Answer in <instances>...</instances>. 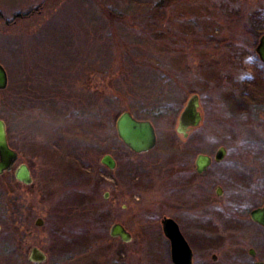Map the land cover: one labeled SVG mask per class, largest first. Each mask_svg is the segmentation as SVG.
Segmentation results:
<instances>
[{
    "label": "rangeland",
    "instance_id": "rangeland-1",
    "mask_svg": "<svg viewBox=\"0 0 264 264\" xmlns=\"http://www.w3.org/2000/svg\"><path fill=\"white\" fill-rule=\"evenodd\" d=\"M159 1L0 0L9 78L0 118L19 154L0 177V264H34L33 246L47 255L40 264H173L158 221L174 205L189 209L179 217L198 255L204 243L211 252L233 247L210 264H253L250 247L264 260V228L249 216L264 203V62L256 52L264 0ZM104 8L123 22L112 24ZM224 28L232 45H202ZM194 93L203 119L184 137L178 120ZM128 108L154 123L151 151H131L112 128ZM220 146L227 152L216 161ZM201 153L213 161L198 173ZM106 154L114 169L102 163ZM22 162L31 184L14 176ZM116 222L134 233L131 242L110 236Z\"/></svg>",
    "mask_w": 264,
    "mask_h": 264
},
{
    "label": "water",
    "instance_id": "water-1",
    "mask_svg": "<svg viewBox=\"0 0 264 264\" xmlns=\"http://www.w3.org/2000/svg\"><path fill=\"white\" fill-rule=\"evenodd\" d=\"M256 52L260 59L264 62V35L261 36L259 45L256 46ZM8 73L3 65L0 63V90L8 86ZM200 97L194 93L188 99L184 109L182 110L177 126V132L187 136L188 131L199 126L203 117L200 111ZM116 132L119 139L130 150L135 153H146L152 150L157 144V134L154 123L150 119H142L136 117L131 111L124 110L116 119ZM227 152L224 146H220L214 155V160L221 161ZM18 160V152L13 149L8 141L6 122L0 118V174L9 171ZM102 163L108 168L114 169L116 160L110 154H106L102 158ZM213 158L207 154H199L195 160L196 171L198 173L204 172L211 164ZM18 180L25 184H31L33 178L30 170L26 164H21L16 172ZM217 192L222 193L221 187H217ZM251 219L264 227V204L254 208L250 212ZM165 231L171 241L172 258L176 260L178 256L184 257V263H190L191 250L187 241L183 237L177 223L167 218L164 220ZM38 225H42V219L37 220ZM110 235L113 237L120 236L125 242L132 240L131 233L124 227L122 223H113L110 228ZM179 251V252H178ZM31 258L34 261L42 262L46 259L45 254L34 248L31 252ZM264 264V263H258Z\"/></svg>",
    "mask_w": 264,
    "mask_h": 264
},
{
    "label": "flooded vegetation",
    "instance_id": "flooded-vegetation-1",
    "mask_svg": "<svg viewBox=\"0 0 264 264\" xmlns=\"http://www.w3.org/2000/svg\"><path fill=\"white\" fill-rule=\"evenodd\" d=\"M262 35H264V33H262L261 35H260V37H259V40H258V43H257V45H259V42H260V38H261V36ZM231 45H232V43H231ZM156 134H157V131H156ZM7 137H8V141H9V135H8V131H7ZM9 144H10V141H9ZM10 146L13 148V146L10 144ZM13 149H15V148H13ZM16 150V149H15ZM17 151V150H16ZM132 151V150H131ZM151 151V150H150ZM18 152V151H17ZM149 152V151H148ZM142 154V153H141ZM18 158H19V154H18ZM15 164H16V162H15ZM21 164H26L27 166H28V168H29V170H30V173L32 172L31 171V169H30V167H29V165L27 164V163H24V162H22V163H20V164H18L16 167H15V169H14V176L16 177V172H17V170H18V168L20 167V165ZM14 167V166H13ZM13 167H12V169H13ZM12 169L11 170H9V171H5V172H3L2 174H0V177L1 176H4L6 173H8V172H11L12 171ZM195 169H196V165H195ZM32 174V173H31ZM16 179H17V177H16ZM18 180V179H17ZM18 181H20V180H18ZM20 182H22V181H20ZM23 183V182H22ZM25 184V183H24ZM4 185L6 186V183H4ZM216 194L217 195H219L218 194V192H217V189H216ZM221 195V194H220ZM264 204V203H263ZM262 204V205H263ZM258 207V206H257ZM6 208H7V210H9V212H10V215H11V222L13 223V227H12V231H13V235H12V238H13V242H12V246H13V248H14V253H15V199L13 198V201H11V202H7V204H6ZM256 208V207H255ZM254 209V208H253ZM252 209V210H253ZM173 210H174V212L173 213H165V214H163V216H162V218L160 219V221H158V222H160V224H161V227H162V232H163V234H164V236L166 237V239L169 241V243H170V255H171V261H172V263L173 264H185L184 262V257H180V256H178L177 258H176V260H173V258H172V247H171V241H170V239H169V237H168V235L166 234V231H165V223H164V220L165 219H167V218H171V219H173L176 223H177V225H178V227H179V229H180V231H181V233H182V235H183V237L185 238V240L187 241V244L189 245V247H190V250H191V257H190V263L189 264H210V259H211V262H219V261H221V263L224 261L225 262V259H224V253H226V252H228L229 251V249H231V248H233V247H230V248H227V249H221V250H218V251H216V252H211L210 250H206L205 249V243L202 245V249L200 250V252H201V254L200 255H198L197 253H198V251H196V249H195V247L197 246L196 245V240H195V237H194V234H190V230L188 229V227L187 226H183V224L180 222V215H186L188 212H189V209L187 208V207H184V206H179V205H174V207H173ZM249 216H250V214H249ZM250 219H251V216H250ZM252 220V219H251ZM253 221V220H252ZM253 222H255V221H253ZM119 223H122V222H119ZM157 223V222H156ZM256 223V222H255ZM123 225H124V227L131 233V235H132V240H133V238H134V233L124 224V223H122ZM256 224H258V223H256ZM259 226H261V227H263L262 225H260V224H258ZM2 228V226L0 225V229ZM264 228V227H263ZM111 236V235H110ZM111 237H113V236H111ZM18 238V237H17ZM113 238H118V239H120L121 241H123L122 239H121V237L120 236H118V237H113ZM131 240V241H132ZM130 241V242H131ZM0 242H1V239H0ZM123 242H125V241H123ZM125 243H129V242H125ZM7 244H2V243H0V247L1 246H6ZM7 247V246H6ZM34 248H37V250H39L40 252H42L43 254L45 253V251L44 250H42V247H39V246H33L32 247V249L31 250H33ZM6 249V248H5ZM17 250H18V252H20L21 251V246H17V248H16ZM207 249H208V247H207ZM7 250V249H6ZM32 252V251H31ZM179 252V251H178ZM248 253H249V255L254 259V263L253 264H258V263H264V260H262V259H260L258 256H257V252H256V250H255V248L254 247H250L249 249H248ZM45 255H46V253H45ZM223 255V256H222ZM46 257H47V255H46ZM29 261L31 262V263H34V264H40L41 262H35V261H32V260H30V258H29ZM220 263V264H221ZM55 264H59L58 262H56Z\"/></svg>",
    "mask_w": 264,
    "mask_h": 264
},
{
    "label": "trees",
    "instance_id": "trees-1",
    "mask_svg": "<svg viewBox=\"0 0 264 264\" xmlns=\"http://www.w3.org/2000/svg\"><path fill=\"white\" fill-rule=\"evenodd\" d=\"M179 1L180 0H160L158 2V5L168 8L172 3L179 2ZM104 13L109 18V21L112 24H114L115 22H123V20H124L123 15L118 13L114 9L104 8ZM124 25L129 26V24L127 22H124ZM131 25H133L134 28L138 27L137 25H134V24H131ZM138 29L142 30L139 27H138ZM229 31L227 29H225V28L222 29V30H219V32H214L213 31V32L210 33V35L208 37H206V39L201 38L200 41H201L202 45H206L207 47L210 45L211 48H215L217 50H220L222 47L227 46V45H231V43H232V38L230 36L231 32H229ZM1 92H6V91L3 89V90H0V93ZM128 110H130L132 112L131 108H128ZM116 119H117V116L115 114V115H113V118H112V128L114 130H116ZM9 141H11V139ZM99 242H103L104 243L105 241L101 240ZM99 244L100 243H98L97 245H99Z\"/></svg>",
    "mask_w": 264,
    "mask_h": 264
},
{
    "label": "clouds",
    "instance_id": "clouds-1",
    "mask_svg": "<svg viewBox=\"0 0 264 264\" xmlns=\"http://www.w3.org/2000/svg\"><path fill=\"white\" fill-rule=\"evenodd\" d=\"M249 62H255V57H246L245 58V63H249Z\"/></svg>",
    "mask_w": 264,
    "mask_h": 264
}]
</instances>
